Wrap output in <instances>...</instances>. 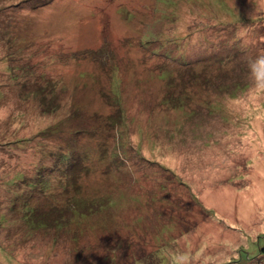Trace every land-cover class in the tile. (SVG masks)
Listing matches in <instances>:
<instances>
[{"label":"rangeland","instance_id":"rangeland-1","mask_svg":"<svg viewBox=\"0 0 264 264\" xmlns=\"http://www.w3.org/2000/svg\"><path fill=\"white\" fill-rule=\"evenodd\" d=\"M172 1L0 0V142L60 118L29 104L51 82V102L86 111L95 159L81 197L103 199L80 212L72 189L56 190L78 154L48 172L33 145L0 147V264H264V0ZM162 92L188 95L186 109L160 104ZM17 174L49 184L59 211L23 199L47 192ZM14 199L55 221L31 228Z\"/></svg>","mask_w":264,"mask_h":264},{"label":"trees","instance_id":"trees-1","mask_svg":"<svg viewBox=\"0 0 264 264\" xmlns=\"http://www.w3.org/2000/svg\"><path fill=\"white\" fill-rule=\"evenodd\" d=\"M36 1V0H35ZM202 3L207 4V1L204 0H200ZM163 2L169 5V7H175L176 3L172 1V3L169 2V0L165 1L163 0ZM203 9H207L206 5H203ZM133 13V12H132ZM167 14V13H166ZM178 16L177 12H175L174 15H167V18L171 19L172 21H174L176 19V17ZM174 40V39H173ZM173 40H171V42L169 41V43H172ZM240 47V46H239ZM158 53V52H156ZM173 59H175V57H173ZM223 62V61H222ZM224 65L225 64H221ZM211 78V77H209ZM208 79V78H207ZM236 85H240V84H234V86ZM242 86V85H241ZM49 87H51V89L55 88L54 84H52L51 82H48L45 86V88H43V90L45 92H43L42 94L40 93V97L38 99L35 100H30V102L33 101V103H30V105H34L37 106L39 105V109H40V114L41 112L43 113V115H54V114H58L60 115L59 119H54V125L49 126L48 128L44 129L43 132L42 130V135L40 134V132H37L35 134H33L32 137L29 138H23V137H19L15 134L13 135H7L9 137L4 138V141L0 142V147L2 149H12V148H20L25 146L26 144L29 145H33L35 147V149H38L41 152L42 158L43 160L40 161L38 163V165H36L37 167H41L43 165V162L47 159L50 160V164L47 166H44V169H49L52 171L53 169H56V167H58L59 164H63V162L65 161L66 164H69V159L71 158H75L74 155L78 154V157H76V160L72 163V167L74 166V169L72 170L71 174H68L66 178V184L63 185V182H59L57 186H55L57 191H64L63 194H67V191L70 192L69 188L72 189L74 191V195L70 196V200H69V204H67L68 209H72V210H77V211H96L97 208H100L103 204V199H94V198H90L88 196L82 198L81 193V184H80V177L82 175V171L84 172H88L91 169V163H92V159H95V151L91 150L90 147L87 146L86 143H84L82 141L84 135L88 134L89 129L87 127H84V124H82V120L86 117V111L85 109L79 108L78 106H75L77 102H71V104L69 103L68 107L63 109L61 108L58 104H54V100L53 102H51L54 97L56 95V92H46L45 89H48ZM242 88H244L242 86ZM42 90V91H43ZM185 94V93H184ZM187 97L185 98V96L181 93V99L178 95H174L172 92L167 93V92H162L161 95H159V98L161 99L160 104H168L171 107H178L177 111L182 109H186L183 106V103H187L189 102V97L188 95H186ZM179 97V98H177ZM185 98V101H183ZM191 99V98H190ZM199 100L198 98H194L193 102H191V105H193L194 103H196L194 100ZM203 99V98H202ZM21 100V99H19ZM109 100L111 102V104L113 106H119L121 99L120 96L118 98V100L114 99L112 97V95H110ZM80 104V103H79ZM202 107L203 105V100L200 103ZM190 105V106H191ZM209 107H217L216 105H209ZM208 107V108H209ZM217 108H221L222 107H217ZM120 111H118L117 113L113 114V118H108L107 123L109 125H111L112 127H121L123 126L122 123L124 122V114L122 113V110L119 108ZM191 111V112H190ZM199 111L200 110H192L190 109L189 111H187V115L190 116V118L192 120H194V115L196 113V117L198 119V115H199ZM193 115V116H192ZM118 116H121L120 118H118ZM201 116V120H205V118H211L212 116H209L208 113L204 114H200ZM118 118V119H117ZM203 118V119H202ZM232 118V117H231ZM66 119V120H65ZM213 119V118H212ZM65 120V121H64ZM191 121L182 124L181 123V128H185L187 127V129H193L194 126L191 127ZM207 120V119H206ZM180 124V123H178ZM66 125V129L65 126ZM196 125H198V122H196ZM186 129V128H185ZM62 135L66 134V137H68V139H70V141H66L67 143H58L57 140L52 141V138L50 140V137H52L51 135H58L61 134ZM18 134V133H16ZM119 134L121 136L122 132L119 129ZM123 135V134H122ZM48 140V145L42 144L41 140ZM170 140V139H169ZM41 141V143H40ZM155 141V140H154ZM171 142V140H170ZM52 145V146H51ZM45 147V148H44ZM103 161H110V158L107 156L102 157ZM47 167V168H46ZM16 179H20L22 181V183L24 184L25 187L30 188L31 190H35L37 189V187L39 186V189H42L43 192H47V194H44L42 196V194H38V193H30L29 196L27 197V195L24 196L23 199H38L44 200V207H47L48 209H54V211H59L56 209V205L54 203H59L60 199H57V197L53 194L52 196H50L48 194L47 191V185L49 184H43V182L40 180V184L37 185L39 183V180H37L36 182L34 181H30V179H28L26 176H22V174H17ZM39 179V178H38ZM44 188H42V187ZM68 189V190H67ZM30 190V191H31ZM53 190V188H52ZM81 190V191H79ZM80 195V196H79ZM15 202H18L19 205L21 203H23L22 207H18L17 211H21L24 212V216L27 217V219H32L35 222H32V225L30 227H39L38 222H40L41 220L44 222H48V221H55V219L53 218L54 215L51 214L49 217H44L43 214L40 212L42 210V206L37 210L35 206H33L35 203H33V205H25L24 208V202H21L20 200H13V203L15 204ZM12 203V204H13ZM46 203V204H45ZM14 208V206H11L10 212L11 215H14L16 211ZM40 210V211H39ZM44 219V220H43ZM6 220V218L4 216H2L0 214V222L2 223V225L4 224V221ZM0 223V224H1ZM79 224V223H78ZM28 227V228H30ZM11 229V228H10ZM260 256L264 257V245L261 247L260 249Z\"/></svg>","mask_w":264,"mask_h":264},{"label":"clouds","instance_id":"clouds-1","mask_svg":"<svg viewBox=\"0 0 264 264\" xmlns=\"http://www.w3.org/2000/svg\"><path fill=\"white\" fill-rule=\"evenodd\" d=\"M260 63H261V64H264V59H262V60L260 61Z\"/></svg>","mask_w":264,"mask_h":264}]
</instances>
